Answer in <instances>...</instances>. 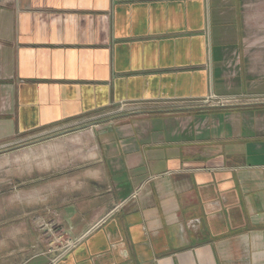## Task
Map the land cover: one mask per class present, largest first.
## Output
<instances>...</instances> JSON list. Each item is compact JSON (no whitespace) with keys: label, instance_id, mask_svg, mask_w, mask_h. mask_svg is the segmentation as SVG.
Wrapping results in <instances>:
<instances>
[{"label":"crops","instance_id":"1","mask_svg":"<svg viewBox=\"0 0 264 264\" xmlns=\"http://www.w3.org/2000/svg\"><path fill=\"white\" fill-rule=\"evenodd\" d=\"M112 106L0 264H264V0H0V143Z\"/></svg>","mask_w":264,"mask_h":264},{"label":"rangeland","instance_id":"2","mask_svg":"<svg viewBox=\"0 0 264 264\" xmlns=\"http://www.w3.org/2000/svg\"><path fill=\"white\" fill-rule=\"evenodd\" d=\"M136 110L131 106H112L94 120L19 135L0 143V205H9V199H13L34 207L43 199L39 194L43 188L52 189L60 180L63 188L70 185V180H89L90 174L100 168V153L88 124ZM62 237L56 241H64Z\"/></svg>","mask_w":264,"mask_h":264},{"label":"built area","instance_id":"3","mask_svg":"<svg viewBox=\"0 0 264 264\" xmlns=\"http://www.w3.org/2000/svg\"><path fill=\"white\" fill-rule=\"evenodd\" d=\"M69 244H73V242H70Z\"/></svg>","mask_w":264,"mask_h":264}]
</instances>
